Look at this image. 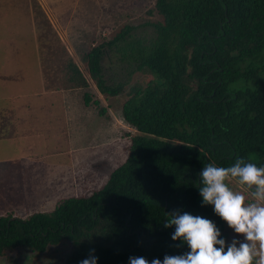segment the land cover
Returning <instances> with one entry per match:
<instances>
[{"label": "trees", "instance_id": "trees-1", "mask_svg": "<svg viewBox=\"0 0 264 264\" xmlns=\"http://www.w3.org/2000/svg\"><path fill=\"white\" fill-rule=\"evenodd\" d=\"M154 10L162 21L143 24L154 29L146 41L125 26L89 46L80 57L88 78L67 64L71 88L88 89L91 80L105 98L126 96L121 119L135 132L126 159L88 196L27 219L0 216V258L18 264L23 252L62 245L70 247L65 264H81L93 250L97 264L163 261L190 251L172 239L175 226L164 227L177 210L211 220L229 244L223 220L203 202L200 173L237 158L264 166V0H155ZM115 56L121 81L104 75ZM92 98L85 92L84 105L108 119Z\"/></svg>", "mask_w": 264, "mask_h": 264}, {"label": "rangeland", "instance_id": "rangeland-1", "mask_svg": "<svg viewBox=\"0 0 264 264\" xmlns=\"http://www.w3.org/2000/svg\"><path fill=\"white\" fill-rule=\"evenodd\" d=\"M154 4L0 0V216L27 219L53 210L61 199L88 196L124 162L128 135L135 133L121 119L126 96L105 98L91 80L88 89L71 88L67 64L72 60L88 78L80 57L89 46L125 26L134 27L132 36L149 39L154 29L143 24L162 21ZM123 67L116 56L106 59L105 79L121 81ZM85 92L101 100L108 119L84 105ZM222 228L229 244L245 240L224 220ZM69 253L62 245L44 254L23 252L18 264H65ZM11 259L0 258V264H14Z\"/></svg>", "mask_w": 264, "mask_h": 264}, {"label": "clouds", "instance_id": "clouds-1", "mask_svg": "<svg viewBox=\"0 0 264 264\" xmlns=\"http://www.w3.org/2000/svg\"><path fill=\"white\" fill-rule=\"evenodd\" d=\"M200 194L205 205L227 222L244 241L228 244L214 222L179 210L164 225L175 226L174 241L183 240L190 251L166 255L151 264H264V166L237 158L230 166L208 164L200 173ZM233 182L238 188L232 187ZM90 254L81 264H97ZM130 264H149L143 257H130Z\"/></svg>", "mask_w": 264, "mask_h": 264}, {"label": "crops", "instance_id": "crops-1", "mask_svg": "<svg viewBox=\"0 0 264 264\" xmlns=\"http://www.w3.org/2000/svg\"><path fill=\"white\" fill-rule=\"evenodd\" d=\"M90 148H91V147H90ZM85 156H86V155H85ZM90 157H91V156H90ZM88 158H89V157H88ZM111 172H112V171H111ZM111 172H110V173H111ZM110 173H109V174H110ZM108 177H109V176H108ZM105 183H106V182H105ZM105 183H104V184H105ZM67 198H68V197H67Z\"/></svg>", "mask_w": 264, "mask_h": 264}]
</instances>
